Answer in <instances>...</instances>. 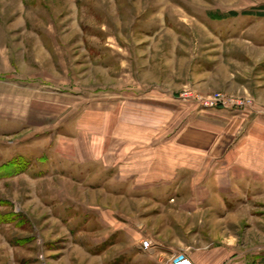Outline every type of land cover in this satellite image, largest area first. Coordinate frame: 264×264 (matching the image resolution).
I'll return each instance as SVG.
<instances>
[{
    "label": "rangeland",
    "instance_id": "374dc122",
    "mask_svg": "<svg viewBox=\"0 0 264 264\" xmlns=\"http://www.w3.org/2000/svg\"><path fill=\"white\" fill-rule=\"evenodd\" d=\"M261 14L0 0V264H264V190H229L219 163L264 101L243 85L264 73Z\"/></svg>",
    "mask_w": 264,
    "mask_h": 264
},
{
    "label": "crops",
    "instance_id": "0c3cea01",
    "mask_svg": "<svg viewBox=\"0 0 264 264\" xmlns=\"http://www.w3.org/2000/svg\"><path fill=\"white\" fill-rule=\"evenodd\" d=\"M232 74V73H231ZM249 77L244 78L243 85L245 88H249L250 92L260 96V93L264 92V73H249ZM236 77L233 75V80L237 84ZM264 101H260L257 106L245 114L242 118L243 124V137L241 140L242 149H229L224 152L223 158L225 161L224 168H227L228 188L229 190H236L239 186V182L242 180L244 188L247 192L251 190H264ZM233 130H236L237 125L236 118L233 119ZM187 153V152H186ZM222 153L220 151H213L212 157H220ZM184 157H187L185 154ZM186 159V158H185ZM241 176V177H240ZM230 196V195H228ZM194 264H202L199 261H194L188 257ZM153 260V259H152ZM161 259L155 256L153 264H159ZM170 259L166 260L168 264ZM204 264V263H203Z\"/></svg>",
    "mask_w": 264,
    "mask_h": 264
},
{
    "label": "built area",
    "instance_id": "2783aa9c",
    "mask_svg": "<svg viewBox=\"0 0 264 264\" xmlns=\"http://www.w3.org/2000/svg\"><path fill=\"white\" fill-rule=\"evenodd\" d=\"M225 102L220 101L219 99H215L213 101H208L206 104L208 106L214 107L218 106L220 104H224ZM234 107H240L241 105L239 104H232ZM143 246L145 249L150 248L151 242L149 240L144 241ZM172 264H194L185 254H180Z\"/></svg>",
    "mask_w": 264,
    "mask_h": 264
},
{
    "label": "trees",
    "instance_id": "16d2710c",
    "mask_svg": "<svg viewBox=\"0 0 264 264\" xmlns=\"http://www.w3.org/2000/svg\"><path fill=\"white\" fill-rule=\"evenodd\" d=\"M234 14H236V13H234ZM243 14H249V13H247V12H243ZM261 16H264V14H261Z\"/></svg>",
    "mask_w": 264,
    "mask_h": 264
}]
</instances>
